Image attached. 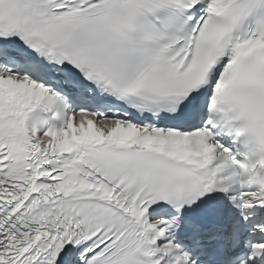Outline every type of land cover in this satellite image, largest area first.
I'll list each match as a JSON object with an SVG mask.
<instances>
[{"label": "snow or ice", "instance_id": "1", "mask_svg": "<svg viewBox=\"0 0 264 264\" xmlns=\"http://www.w3.org/2000/svg\"><path fill=\"white\" fill-rule=\"evenodd\" d=\"M0 264H264V0H0Z\"/></svg>", "mask_w": 264, "mask_h": 264}]
</instances>
